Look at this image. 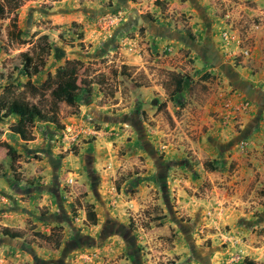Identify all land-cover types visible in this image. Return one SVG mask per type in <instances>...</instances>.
<instances>
[{
    "label": "rangeland",
    "instance_id": "374dc122",
    "mask_svg": "<svg viewBox=\"0 0 264 264\" xmlns=\"http://www.w3.org/2000/svg\"><path fill=\"white\" fill-rule=\"evenodd\" d=\"M21 1L18 9L0 18V97L39 103L28 81L40 85L66 59L74 58L85 62L80 81L90 83L93 91L80 95L79 113L67 104L60 106L63 128L45 120L22 127L15 115L0 118V230L10 227L22 234L11 238L0 233V264H187L186 260L202 264L207 256L215 264H245L248 260L264 264V170L250 161V174H241L238 167L207 173L201 163L207 170L208 160L193 152L194 137L183 126L186 118L196 114L190 106L193 100L205 98V84L200 78L187 83L192 85L189 97L179 98L178 109L172 108L177 120L167 103L156 113L161 119H152V107L144 110L137 101L146 96L143 92L154 80L165 91H155V95L169 100L175 89L172 75L192 77L197 59L196 50L186 45L175 51L171 44L158 48L154 43L158 22L180 32L197 29L192 31L197 38L204 32L206 19L190 14L186 0H160V5L157 0ZM229 1L208 0L207 4L228 22L231 16L225 14L230 4L241 3ZM256 17L250 28L264 29ZM43 34L49 36L52 51L43 70L29 76L22 52L32 53ZM231 43L222 39L221 54L233 64L251 65L252 55H236L239 48L234 52ZM236 43L251 49L253 45L245 40ZM172 54L174 60H168ZM125 65L130 76L121 74ZM87 102L102 107L99 117L105 122L90 114L93 108L87 109ZM139 118L149 124L146 133L157 138L154 130L158 128L162 133L157 140L173 146L161 150H184L191 166L171 176L185 179V194L175 191L164 201L160 188H138L139 177L134 175L145 172L149 161L147 154L140 155ZM99 138L107 143H99ZM68 156L79 160L85 171L81 178L75 165L66 162ZM115 156L122 163L117 182L114 177L103 178ZM93 187L103 195V203L109 200L112 204L94 203L98 221L88 224L83 205L94 200ZM54 227L61 231L58 249L34 236L35 231L50 234ZM191 248L201 257L199 261Z\"/></svg>",
    "mask_w": 264,
    "mask_h": 264
},
{
    "label": "crops",
    "instance_id": "0c3cea01",
    "mask_svg": "<svg viewBox=\"0 0 264 264\" xmlns=\"http://www.w3.org/2000/svg\"><path fill=\"white\" fill-rule=\"evenodd\" d=\"M174 1L178 0H172V3ZM247 1L248 3L246 0H241V3H238L236 7H234V3L230 4L231 9H229L228 14L227 12L225 14L226 17L231 16L227 22L226 19L217 17L215 8L212 7L211 10L209 4H207L208 0H186L191 5L189 7L186 6L190 14L195 15L198 13L204 20L206 19L203 23L204 27L202 28L204 32H202L201 36H197V38L192 33V31L197 29L182 28L183 30L180 32L177 28L170 29L169 26L163 25V21L158 22V27L156 28L157 33L154 37L155 45H160L158 48L161 49L164 45L167 47L168 44H171L170 49L175 51L182 45H186L196 50L194 51L196 52L197 59L194 62V68L191 73L192 77L188 74L185 75L182 91L174 95L173 98L170 97L169 100L165 98L158 99L155 91H160L161 94L165 91L154 80L151 85L146 86V91L143 90V93L146 94L144 96L145 99L143 96L137 99L139 105L141 107L143 106L144 110H148L147 106L152 107V119H161V116L156 113L161 104L166 105L167 103V108L171 116L177 120L172 108L174 111L178 109L175 107V104L179 98L189 97V90L192 85L187 86V83L192 79H201L200 81L205 84L204 88L207 94L202 102L193 100L190 106L195 107L196 114H191L189 118H186L183 126L186 125L188 133L191 132L189 135L194 137V139H191V148L197 157L199 159L205 158L210 163V166L217 167L215 171L209 168L207 171L205 169V163L202 162V169L207 173H210L209 171L211 173L216 171L224 173L238 167V171L241 174H250L251 168L247 163L250 161H253L255 165L257 164L258 167L264 170V29L263 27L256 29H253V27L250 28L252 24L254 25L252 23L253 16H257L260 19V24L257 25L263 24L264 26V0ZM225 6H227V3ZM182 9L184 11L185 8L183 7ZM257 17L254 18L255 22L259 21ZM225 29L233 32L237 38V40L231 43V50L234 52L237 50L236 47L238 45L236 41L239 39L245 40L251 45L253 44L251 65L240 66L233 64V60H229L228 57L221 54L222 31ZM188 31H191L193 35H190ZM215 31L218 33L215 34ZM166 40L169 42L165 44ZM197 44L200 45L197 46ZM208 46L211 52H213L211 56L200 51V48L202 49L204 47L207 49ZM212 56H214V59L211 58ZM174 57L175 55L172 54L168 60H174ZM171 64L170 61L166 62L167 67H170ZM149 99L152 100V103H146ZM85 106L87 109L93 108L90 114L97 121L105 122V118L99 117V113L103 111L101 106H98L96 102H87ZM187 108L189 106L185 110ZM128 118L129 115L126 113L124 119L126 123L130 122L127 120ZM138 122V126L140 125V127L137 128V131L140 133L138 136L143 147L140 155L147 154L149 157V161H147L148 169L145 172H138L134 175V178L139 177V180H137V183H139L138 188L143 191H147L148 189H154L156 191L160 188L164 201H168L172 197L171 194H175V191H178L180 195L185 194V179L183 177L171 176L174 171H186L187 167L191 166L188 162L189 159L186 160L187 157L185 156L184 150H173L171 148L161 150V147L172 146L171 144L162 145V141L157 140L160 139L162 131L158 128L154 130V135H157L156 138L150 135V132L146 133L145 130H147L149 124L145 120L139 118ZM188 133L186 135L190 137ZM170 135L173 136V131L170 132ZM188 140L190 141V139ZM241 141L246 142L244 150L240 148ZM98 142L105 144L107 140L99 138ZM257 157L261 158V160L257 159ZM78 161L71 156L66 158L67 163L75 165V171H79L78 176L81 178L85 174V171L84 169L81 170ZM111 162L112 165L107 170L105 177H103L104 179H117V173L122 163L118 156L112 158ZM85 179V177L82 180L80 179L82 181L80 182L83 184ZM129 181L130 178H127L126 182L128 183ZM93 188L92 191L95 197L92 199L94 200L87 202L92 204L97 202L100 204H112V201L110 202L109 200L107 202L104 200L103 203V195L100 196L99 192H97L98 189ZM96 192L97 196L95 194ZM138 208L139 205L137 206ZM84 213L86 215V211ZM190 250L192 253H196L194 257L199 261L201 257L197 255V251L193 248ZM204 259L202 264H207V262L215 264L212 261L213 259L211 260L208 256ZM186 263L189 264L190 261L186 260Z\"/></svg>",
    "mask_w": 264,
    "mask_h": 264
},
{
    "label": "trees",
    "instance_id": "16d2710c",
    "mask_svg": "<svg viewBox=\"0 0 264 264\" xmlns=\"http://www.w3.org/2000/svg\"><path fill=\"white\" fill-rule=\"evenodd\" d=\"M156 4L160 5V0H157ZM21 5V0H5L4 3L0 2V18L7 16L9 12L18 9ZM188 32L190 35H193L191 31ZM80 36L82 39L84 36L83 33H81ZM83 45L82 42L81 47H84ZM51 51L52 45L49 36L43 34L38 38V45L33 49L32 53L22 52V56L25 58L24 70L26 74L29 76L39 74L43 70V63L47 57L50 56ZM127 67L128 66L126 65L123 66L121 74L130 76V74L126 72ZM85 69L86 65L82 59H66L64 64L59 66L54 74L50 73L47 79L40 85H35L28 81V87H30V90L34 94L39 95V101L41 103H31L22 97H17L12 101H6L4 97L1 96L0 118L15 115L18 117V123L22 127L32 125L36 120H45L63 128L64 125L61 124L59 117L60 106L63 103L67 104L74 108V113H79L80 105L78 100L80 95L84 90H86L87 93H92L93 91L90 83L83 85L80 81V76L84 73ZM115 72L117 74L118 71ZM172 76L176 86L171 92V98H173L178 92L182 91L183 82L186 77L181 74H173ZM206 165L213 171L217 169L216 166H210L209 162H206ZM117 181L118 179L116 182ZM83 206L86 211L87 223L97 224L98 214L94 204L86 202ZM0 233L11 238L22 237L20 232L14 231L10 227H4L0 230ZM34 236L39 240L44 241L51 249H58L62 244L60 227L52 228L50 234L35 231ZM245 264L261 263H256L254 260H248Z\"/></svg>",
    "mask_w": 264,
    "mask_h": 264
},
{
    "label": "built area",
    "instance_id": "2783aa9c",
    "mask_svg": "<svg viewBox=\"0 0 264 264\" xmlns=\"http://www.w3.org/2000/svg\"><path fill=\"white\" fill-rule=\"evenodd\" d=\"M222 39L223 41L228 44H230L231 42H234L235 40H237L236 36L233 34V32L225 29L223 30L222 32ZM238 42L240 43V39L238 40ZM238 48H239V52L238 54L236 55H239V56H243L244 58H250L251 55H252V49L249 47V46H239L238 45ZM74 140H76V137H72ZM245 146H246V142L245 141H241V144H240V148L242 150L245 149Z\"/></svg>",
    "mask_w": 264,
    "mask_h": 264
},
{
    "label": "flooded vegetation",
    "instance_id": "af4514ba",
    "mask_svg": "<svg viewBox=\"0 0 264 264\" xmlns=\"http://www.w3.org/2000/svg\"><path fill=\"white\" fill-rule=\"evenodd\" d=\"M198 45H200V44H197V46ZM197 48V47H196ZM200 51L202 52V53H206L208 56H211L212 54H213V52H211V49H209V46H208V48L206 49V48H200ZM211 58H213L214 59V56H212Z\"/></svg>",
    "mask_w": 264,
    "mask_h": 264
}]
</instances>
